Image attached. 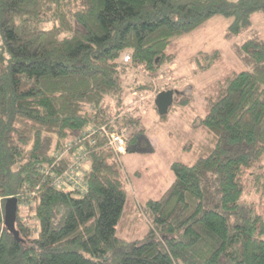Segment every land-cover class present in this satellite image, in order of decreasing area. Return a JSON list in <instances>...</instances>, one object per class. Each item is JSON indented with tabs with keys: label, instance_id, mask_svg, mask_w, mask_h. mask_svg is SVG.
<instances>
[{
	"label": "trees",
	"instance_id": "trees-1",
	"mask_svg": "<svg viewBox=\"0 0 264 264\" xmlns=\"http://www.w3.org/2000/svg\"><path fill=\"white\" fill-rule=\"evenodd\" d=\"M258 13L264 0H0V264H264V217L245 198L263 177ZM217 15L233 17L231 37L245 36L236 44L244 67L219 80L205 116L192 121L208 140L195 160L174 161L161 196L138 204L129 200L122 154L96 135L84 143L88 192L56 189L45 173L52 154L89 126L127 128L128 151L145 136L139 111L122 113L126 96L151 92L174 61L170 45ZM221 56L197 54L198 70ZM185 103L174 100L162 117ZM11 197L20 239L5 225ZM27 200L35 201L37 237L19 217ZM140 214L144 235L120 237Z\"/></svg>",
	"mask_w": 264,
	"mask_h": 264
},
{
	"label": "rangeland",
	"instance_id": "rangeland-1",
	"mask_svg": "<svg viewBox=\"0 0 264 264\" xmlns=\"http://www.w3.org/2000/svg\"><path fill=\"white\" fill-rule=\"evenodd\" d=\"M253 20V30L256 27L264 32V15L258 13ZM232 22L233 17L217 15L200 28L176 39L169 48L176 53L174 61L163 66V71L152 80L155 88L149 93L133 92L126 96L127 103L122 113L126 112L130 117L132 112L139 111L142 122L138 129L145 133L130 151L126 147L121 156L123 171L128 176L130 201L135 199L138 204H143L149 198H159L174 179L171 164L174 161L192 163L195 160V147L208 142L203 128L198 124L193 126L192 121L205 116L219 80L244 67L238 57L236 44L240 45L245 36L242 34L236 38L229 35ZM213 50H220L222 56L211 68L198 70L196 55ZM161 89L173 90L176 103L186 102L175 105L164 118L156 107L157 92ZM262 163L263 177L259 184H249L245 198L264 217ZM33 206L35 201H23L19 217L37 237L39 226L33 216ZM138 216V221L126 225L120 237L134 240L144 235L146 218L142 214Z\"/></svg>",
	"mask_w": 264,
	"mask_h": 264
},
{
	"label": "built area",
	"instance_id": "built-area-1",
	"mask_svg": "<svg viewBox=\"0 0 264 264\" xmlns=\"http://www.w3.org/2000/svg\"><path fill=\"white\" fill-rule=\"evenodd\" d=\"M101 136L106 140V145L110 147L118 156L123 154L128 142V130L125 127L110 129L107 125L100 127L89 126L81 134H78L59 153H53L52 157L56 160L50 169L45 173L50 176L52 185L61 191L70 192L76 197L85 195L88 192L86 175L90 169V151L84 145L89 140L95 144L94 137ZM72 152L70 164L62 171H53L63 159L64 156Z\"/></svg>",
	"mask_w": 264,
	"mask_h": 264
},
{
	"label": "water",
	"instance_id": "water-1",
	"mask_svg": "<svg viewBox=\"0 0 264 264\" xmlns=\"http://www.w3.org/2000/svg\"><path fill=\"white\" fill-rule=\"evenodd\" d=\"M174 93L173 91H163L157 95L156 106L161 115H166L169 108L173 104ZM17 208L18 199L16 197H11L6 201L5 206V225L7 228L15 235L17 239L19 238V232L16 229L17 220Z\"/></svg>",
	"mask_w": 264,
	"mask_h": 264
}]
</instances>
